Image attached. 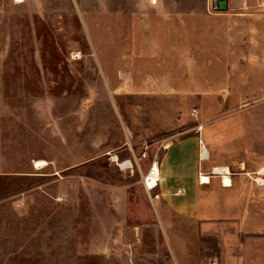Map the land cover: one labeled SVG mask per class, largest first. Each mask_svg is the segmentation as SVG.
I'll return each instance as SVG.
<instances>
[{
    "label": "rangeland",
    "instance_id": "374dc122",
    "mask_svg": "<svg viewBox=\"0 0 264 264\" xmlns=\"http://www.w3.org/2000/svg\"><path fill=\"white\" fill-rule=\"evenodd\" d=\"M211 2L0 0V264H264V215L243 234L217 185L195 217L141 182L194 135L264 189V0Z\"/></svg>",
    "mask_w": 264,
    "mask_h": 264
},
{
    "label": "crops",
    "instance_id": "0c3cea01",
    "mask_svg": "<svg viewBox=\"0 0 264 264\" xmlns=\"http://www.w3.org/2000/svg\"><path fill=\"white\" fill-rule=\"evenodd\" d=\"M227 59V57L222 58L221 63L227 65L228 62H225ZM212 74H217L216 78L223 81L228 79L229 70L220 67V69L214 70ZM202 147L206 149V146L201 145V141L194 135L186 136L169 144L157 164L159 183L156 188H158V196L166 199L167 204H172V207L179 213L199 217V196L202 185H206L208 189L212 188L213 185H217L218 195L216 200L220 212L224 213L222 217L235 216L236 219L233 222L240 226V232H243V234L248 233L249 225H254L253 220L261 214L264 215V189L258 188L254 191V197H251V190L246 186L245 177H242V175L248 173L233 171L234 164L232 163L226 165L232 170V174L228 176L230 179L229 185L222 184L218 176L209 177L207 182L197 184L195 174L208 172L212 167L207 170L203 169L201 164L207 160L208 151L205 154L202 153ZM212 178L218 179V181L213 184L211 182ZM256 186L261 187L264 185ZM256 201L258 204H255ZM251 202H254V204H251ZM255 206L259 208L258 212L253 208ZM261 224L264 225V219ZM262 229L260 227L259 231Z\"/></svg>",
    "mask_w": 264,
    "mask_h": 264
},
{
    "label": "built area",
    "instance_id": "2783aa9c",
    "mask_svg": "<svg viewBox=\"0 0 264 264\" xmlns=\"http://www.w3.org/2000/svg\"><path fill=\"white\" fill-rule=\"evenodd\" d=\"M211 6H212V3H211ZM200 129H201V127L199 128V130ZM147 148H148V145L144 146V148L141 152L140 159L141 158L142 159L147 158V156H148ZM157 164H158L157 152H155L153 157L150 159L149 166L147 167V169L144 172L141 173V182L147 191H152L154 188H156V186L159 183ZM202 174H205L208 178L218 176L221 179V177L223 175H227V176L231 175L232 170H230V168H228V166H212L208 172H205ZM200 175H201V172H199V174H198V182L203 183L200 180ZM253 175L254 176L252 177V179L256 185H264V165L259 166L253 172ZM262 181H263V183H261ZM221 183H222V181H221ZM157 196H158V194H154V197H157Z\"/></svg>",
    "mask_w": 264,
    "mask_h": 264
},
{
    "label": "bare ground",
    "instance_id": "6f19581e",
    "mask_svg": "<svg viewBox=\"0 0 264 264\" xmlns=\"http://www.w3.org/2000/svg\"><path fill=\"white\" fill-rule=\"evenodd\" d=\"M201 145H202V144H201ZM204 146H205V145H204ZM202 153H204V154L206 153V149H205V147H202ZM114 159H115V156H113V160H114ZM202 159H203V158H202ZM33 160H34V159H33ZM44 163H45V161L42 160V159L34 160V162H33V164H34L35 167H41L42 165H44ZM126 163H128V161H124V162L120 163V165H124V164H126ZM221 179H222L224 185H229L230 179H229V177H228L227 175H223V176L221 177ZM200 180H201L202 182H207V181H208V177H207L205 174H202V173H201V175H200ZM261 183H263V181H262Z\"/></svg>",
    "mask_w": 264,
    "mask_h": 264
},
{
    "label": "water",
    "instance_id": "95a60500",
    "mask_svg": "<svg viewBox=\"0 0 264 264\" xmlns=\"http://www.w3.org/2000/svg\"><path fill=\"white\" fill-rule=\"evenodd\" d=\"M212 7L217 11H225L228 9V0H212Z\"/></svg>",
    "mask_w": 264,
    "mask_h": 264
}]
</instances>
